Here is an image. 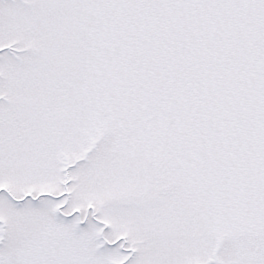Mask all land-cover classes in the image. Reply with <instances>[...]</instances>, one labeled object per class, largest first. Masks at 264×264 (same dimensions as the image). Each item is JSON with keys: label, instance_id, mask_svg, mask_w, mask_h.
<instances>
[{"label": "snow or ice", "instance_id": "1", "mask_svg": "<svg viewBox=\"0 0 264 264\" xmlns=\"http://www.w3.org/2000/svg\"><path fill=\"white\" fill-rule=\"evenodd\" d=\"M0 264H264V0H0Z\"/></svg>", "mask_w": 264, "mask_h": 264}]
</instances>
